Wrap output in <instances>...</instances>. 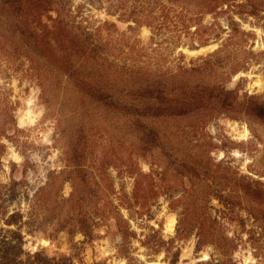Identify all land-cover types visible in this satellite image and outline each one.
Wrapping results in <instances>:
<instances>
[{"label": "rangeland", "instance_id": "rangeland-1", "mask_svg": "<svg viewBox=\"0 0 264 264\" xmlns=\"http://www.w3.org/2000/svg\"><path fill=\"white\" fill-rule=\"evenodd\" d=\"M0 264H264V0H0Z\"/></svg>", "mask_w": 264, "mask_h": 264}, {"label": "bare ground", "instance_id": "bare-ground-1", "mask_svg": "<svg viewBox=\"0 0 264 264\" xmlns=\"http://www.w3.org/2000/svg\"><path fill=\"white\" fill-rule=\"evenodd\" d=\"M169 225V227L171 226V223L170 224H168Z\"/></svg>", "mask_w": 264, "mask_h": 264}]
</instances>
